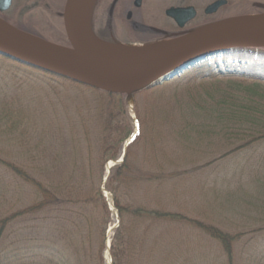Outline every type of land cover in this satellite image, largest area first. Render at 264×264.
Segmentation results:
<instances>
[{
    "label": "rangeland",
    "instance_id": "rangeland-1",
    "mask_svg": "<svg viewBox=\"0 0 264 264\" xmlns=\"http://www.w3.org/2000/svg\"><path fill=\"white\" fill-rule=\"evenodd\" d=\"M112 1L98 0L91 6L86 22L92 37L103 44L140 46L135 43L138 36L131 35L132 32L125 24V15L122 14L123 9L130 6V0H125L113 18H110L107 13ZM215 1L217 0H145L143 9L136 14L134 20L143 19L153 25L158 14L162 15L170 7L194 6L202 16L191 26L194 32L217 23L264 13V0H227V5L218 14L205 16L204 10ZM66 2L67 0H14L11 10L0 15V19L38 40L70 49L63 20ZM181 36H176L174 40ZM168 41L172 39L160 40L156 44ZM146 83L145 81L135 91L145 88ZM220 93L264 103V49H235L214 57L209 56L190 67L180 77L161 84L160 89L152 94L142 95L140 101L147 103L154 111H160L192 100L221 98ZM0 101H11L16 107L20 106V112L28 126L26 134L21 136L23 129L8 132L10 124H0V160L18 164L41 184L42 166L46 167L47 163L50 165L55 161L58 152L66 157L58 160L61 169L51 175L50 172L46 174L49 175L47 180L50 179L54 184L68 177L62 170L72 169L75 149L81 151L83 165L88 163L85 159L89 148L93 151L99 149L100 144L98 145L95 137L101 132V123L95 117V106L106 101L99 93L70 87H57L54 91L36 77L11 71L0 65ZM129 111L135 126L136 115L134 110L132 112L129 108ZM79 112L86 115L85 123L93 138L90 143L82 141L75 144L73 141L74 135H82L84 130L81 122L75 129L70 126L78 118ZM63 131L62 136L60 133ZM126 143L121 145L122 154ZM199 145L204 148L203 144ZM97 158L96 155L95 159ZM118 161L106 163L102 192L107 183L104 184L108 164L113 163L112 170L121 165L114 164ZM229 182L219 185L168 184L154 190L151 185H136L119 190L118 198L122 205L136 204L133 206L167 210L212 225L231 235L241 234V241L236 244L235 249L236 264H250V256L254 255L252 251L256 247L262 253L257 260L259 264H264V192L260 194L259 187L251 181L231 179ZM105 191L110 195L108 200L103 192L110 211L109 201L114 204V198L109 191ZM41 200L42 193L36 187L21 181L0 162V220L15 216ZM102 213L103 211L99 212L100 215ZM110 213L111 224L108 230L117 225L115 214ZM49 216H42V213L15 216L9 222L0 241V254L8 250L13 252L11 256H17L9 264H42V242L47 237L57 235L54 227L48 225L49 222L42 221V218ZM168 225V250L163 238L159 239L161 244L154 245V238L159 235L156 227V231L145 241L144 250L138 258L141 262L139 264H226V257L220 246L207 236L194 231L187 224L173 222ZM114 231L106 234V242L108 239L112 241ZM150 249H153L152 256L148 255ZM165 251L168 252V259L164 263ZM106 252L104 263L109 264Z\"/></svg>",
    "mask_w": 264,
    "mask_h": 264
},
{
    "label": "trees",
    "instance_id": "trees-1",
    "mask_svg": "<svg viewBox=\"0 0 264 264\" xmlns=\"http://www.w3.org/2000/svg\"><path fill=\"white\" fill-rule=\"evenodd\" d=\"M0 65L11 71L36 77L54 91L57 87H70L76 90L86 89L105 97L104 103L95 106V117L101 123V132L95 137L98 145L100 144L99 149L93 151L89 148L86 165L81 164L84 159L81 151L75 149L72 169L62 170L68 175L66 179L57 184L47 180V176L61 169L58 160L66 158L61 152L57 153L58 156L50 165L47 163L48 166H42V184L18 164L0 160L21 181L36 187L42 193L40 202L15 214L16 217L40 213L42 216L50 215L42 218V221L49 222L48 225L54 227L57 235L47 237L42 242V264H105L106 234L111 224V213L103 196L102 182L106 163L120 159L121 145L135 132L134 121L129 116V95L102 92L3 55H0ZM160 85L133 92L138 133L135 141L126 149L123 164L111 170L104 187L113 195L120 221L111 241L112 264L141 263L138 258L150 234L158 227L159 235L154 238V245L161 244L159 239L162 238L166 243L169 240L168 224L173 222L187 224L194 231L204 234L220 246L226 257V264H236L235 249L236 244L241 241V234L231 235L212 225L167 210L133 206L136 204L122 205L118 192L136 185H151L154 190L168 184L219 185L235 179L253 182L262 194L264 103L220 93L221 98L192 100L178 107L169 106L154 111L147 103L141 102L140 97L152 94L160 89ZM85 117V114L79 112L78 118L71 122L70 126L74 129L80 122V127L84 129L82 135H74L75 144L93 141ZM25 122L20 106L16 107L11 101H0V124H10L8 132L23 129L21 136H24L28 128ZM60 134L63 136L64 131ZM199 144H203L204 148ZM98 172L99 176L96 177ZM102 211L100 215L99 212ZM15 216L0 220V241L5 227ZM98 238L100 240L97 241ZM166 245L168 250L169 243ZM152 250L148 252L149 256H152ZM257 250V247L254 252L251 250L254 255L250 256V264H259L257 258L262 253ZM12 253L4 250L0 254V264H9L16 259L17 256H11ZM167 259L168 252L165 251L164 263Z\"/></svg>",
    "mask_w": 264,
    "mask_h": 264
},
{
    "label": "water",
    "instance_id": "water-1",
    "mask_svg": "<svg viewBox=\"0 0 264 264\" xmlns=\"http://www.w3.org/2000/svg\"><path fill=\"white\" fill-rule=\"evenodd\" d=\"M81 1L82 0H67L64 8V28L70 44V49L58 47L63 49L58 50L46 46L40 48L39 46L21 42L9 36L0 35V42L6 46V48L0 47V55L105 92H124L128 94L131 99L129 108L133 112L134 104L131 94L132 92H125L117 89L105 90L99 88L94 84L77 78V76L72 74V72L66 68L54 63V60L57 58L75 61L90 60L97 65H107L109 67L124 71H153V74L147 76L141 83L142 85L146 81L147 85L145 84V87H148L160 85L165 82H169L176 77H180L182 73L187 71L190 67L201 63L209 56L214 57L235 49H264V13L255 16H249L246 24L243 26L222 31L207 32L201 36L194 37V34L197 31L202 30L199 29L178 39L176 38V40L153 46H122L102 43L104 45L102 49H94L84 43L76 30L75 15L77 7ZM141 1L142 0H136L135 5L139 6ZM116 2L117 0L114 2L113 7ZM226 5V0H218L205 9V14L214 15ZM11 6L12 0H0V13L9 11ZM166 15L173 19L180 28H183L187 23L196 17V10L193 7L170 8L166 11ZM225 22L217 23L205 28ZM19 32L23 35H28L21 31ZM41 42L50 44L44 41ZM50 45L55 47V45ZM135 89L132 91L134 92ZM135 126L136 127L133 136L126 143L122 157L118 162L114 163L115 165H119L124 162L126 149L131 143L134 142L138 133L137 123ZM112 164L113 163L110 165L109 163L107 166V175L105 177L104 184L107 182L110 176L111 168L114 166ZM103 192L105 193V197L110 200V195L104 189ZM109 209L110 212L115 214L117 225L108 230V235L119 227V216L117 212H115L113 202L109 201ZM106 248L108 263L112 264V258L110 254V239H108L106 242Z\"/></svg>",
    "mask_w": 264,
    "mask_h": 264
},
{
    "label": "bare ground",
    "instance_id": "bare-ground-1",
    "mask_svg": "<svg viewBox=\"0 0 264 264\" xmlns=\"http://www.w3.org/2000/svg\"><path fill=\"white\" fill-rule=\"evenodd\" d=\"M97 1L98 0H82L80 2L75 15V25L78 35L84 41V43L94 49H102L104 45L92 37L86 22V18L91 6ZM247 19L248 17L233 19L219 25L202 29L200 31H197L194 34V37L201 36L207 32L222 31L243 26L246 24ZM15 29L14 27L12 28L8 23L0 19L1 36H9L21 42H26L34 46H39L40 48L46 46L49 48L63 50L61 48H58V46L54 47L50 44H45L30 35H23ZM0 47L6 48V46L1 42ZM54 63L66 68L67 70L72 72V74L77 76V78L85 80L105 90L117 89L125 92H133L132 90H134L136 87H139L147 76L153 74V71L119 70L109 67L107 65H97L96 63L90 60L75 61L57 58L54 60Z\"/></svg>",
    "mask_w": 264,
    "mask_h": 264
},
{
    "label": "flooded vegetation",
    "instance_id": "flooded-vegetation-1",
    "mask_svg": "<svg viewBox=\"0 0 264 264\" xmlns=\"http://www.w3.org/2000/svg\"><path fill=\"white\" fill-rule=\"evenodd\" d=\"M115 1L116 0L112 1L111 6L108 9L107 14H108V17H110V18H113V16L117 13L116 10L119 9L121 4L125 0H117L116 4L113 7V4ZM13 2H14V0H12V5H13ZM129 3H130V6H126L123 9L122 14L125 15V20H126L125 24L129 28L130 32H132L131 35L134 34V36L135 35L138 36L136 38L135 43L140 44V46H153V45H157L156 43L159 42L160 40H167V39L174 40L176 36L188 35V34L192 33L193 28H191V26L193 25V23L196 22L197 19L202 18L201 14L198 12V10L194 6H177V7H170V8L193 7L196 10V17L192 21L187 23L183 28H180L178 26V24L173 19H171L170 17H168L166 15V11L168 9H170V8H168L164 11V13L162 15L158 14L156 21L152 25V24L146 23V21L143 19L134 20V18L136 17V14L143 9L145 0H142L139 6L135 5L136 0H130ZM227 3H228V1H227ZM112 7H113V9H112ZM11 8H12V6H11ZM11 8L9 9V11L11 10ZM220 10L216 14H218L220 12ZM9 11H7L5 13H0V15L2 16L4 14L8 13ZM203 13L205 16H211V15H206L205 10ZM63 14H64V11H63ZM216 14H214V15H216ZM135 37L132 36V38H135ZM177 38H180V37H177ZM113 41L115 42L116 40H113Z\"/></svg>",
    "mask_w": 264,
    "mask_h": 264
}]
</instances>
